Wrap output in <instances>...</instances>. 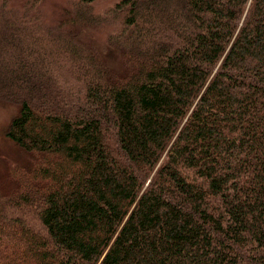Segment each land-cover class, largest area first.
<instances>
[{"label": "trees", "instance_id": "obj_1", "mask_svg": "<svg viewBox=\"0 0 264 264\" xmlns=\"http://www.w3.org/2000/svg\"><path fill=\"white\" fill-rule=\"evenodd\" d=\"M94 1L0 0V264H264V0Z\"/></svg>", "mask_w": 264, "mask_h": 264}, {"label": "rangeland", "instance_id": "obj_2", "mask_svg": "<svg viewBox=\"0 0 264 264\" xmlns=\"http://www.w3.org/2000/svg\"><path fill=\"white\" fill-rule=\"evenodd\" d=\"M74 1L76 0H36L33 7L42 12L46 21L55 22L62 18L65 12L72 13L71 7ZM116 1L95 0L92 3L94 22L90 30H84L86 38L92 39L99 45L106 43L107 31L111 26L106 24L116 25L119 19L116 18L117 13L114 10ZM16 111L17 107L14 104L0 100V205L14 194L12 192L16 190L17 173L21 174L18 168L24 166L30 159L27 152L5 136V129Z\"/></svg>", "mask_w": 264, "mask_h": 264}]
</instances>
